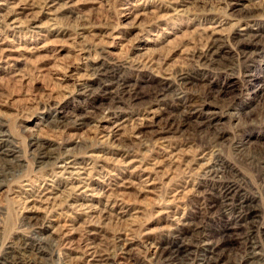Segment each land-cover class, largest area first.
Returning <instances> with one entry per match:
<instances>
[{
    "label": "rangeland",
    "instance_id": "1",
    "mask_svg": "<svg viewBox=\"0 0 264 264\" xmlns=\"http://www.w3.org/2000/svg\"><path fill=\"white\" fill-rule=\"evenodd\" d=\"M46 1L0 0V49L7 51L3 54L6 58L0 52V120L4 126L2 131L12 144L8 148L13 151V158H18L14 160L17 163L13 169L14 179L8 175L0 188V192L5 191L0 194L1 240L10 241L20 232L16 201L19 189L12 183L18 179L36 181L47 171L46 166L30 160L35 151V147L30 146V138L38 136L48 139L45 142L49 144H64L69 153L66 150L61 152L66 159L72 160L76 156V165L70 172L80 171L83 154L89 151L86 148L94 150L93 159H99L100 164L92 174L95 191H79H84L80 194L84 205L103 209L110 194L106 187H111L115 179L117 181L120 171L130 175L131 185L128 183L120 190L112 215L92 220L94 236L91 240L95 245L134 223L152 240L171 241L172 235L165 231L163 217L155 211L168 180L158 179L154 194H140L139 183L144 175L140 163L143 156L146 157L143 153L156 140L181 144L188 156L195 149L194 141L185 130L173 135L160 130L166 119L170 120L183 110L168 96L154 102L148 93L161 84L170 85V91L174 90L178 82L162 79L178 74L190 83L187 89L182 86L187 96H195L204 84L211 85L216 93L208 102L194 108L196 113L190 120L204 123L206 131L222 134L217 140V154L241 172L243 178L249 177L247 168L237 159L244 153L264 147V121L259 117L264 108V13L256 10L264 5V0H54L58 4L51 8V13L42 8ZM209 30L221 39L216 46L218 54L214 55L216 62L232 63L240 71L247 68L251 72L249 77L241 76L237 70L233 73L210 70L204 76L206 79L200 81V75L191 71L195 65L192 54L200 49L205 31ZM251 35L255 38L251 39ZM82 47L96 52L89 54L90 59L98 55L97 59L104 58L112 63L118 69L117 78L121 77L145 97L132 101L131 106L109 109L107 93L113 91L115 85L101 82L103 89L90 96L66 93L72 90L74 78L83 73L87 63L85 57L89 58L88 53L79 54ZM95 49L98 52L103 50V53L98 54ZM62 94L65 98L60 97ZM49 95L57 97L62 105L42 108L41 103ZM107 113L111 118L106 127L121 125L111 138L100 143L103 140L93 137V125L95 119ZM152 117L153 124L147 122L141 128L140 140H134L138 146L131 147L132 155L122 160L133 128L140 123L139 120ZM79 120L85 124L81 125ZM51 121L59 123V128ZM56 129L59 134L55 133ZM130 161L132 163L128 164ZM142 163L145 164V160ZM122 165H126L125 168ZM81 177L85 178L86 174L73 176V179ZM66 178L70 179L68 175L59 176L54 183L47 184L58 201L66 194ZM74 185H80V182L75 181ZM8 186L16 194L7 193ZM242 187L234 198L233 211L207 217L210 240L220 239L221 234H241L250 226L256 233L262 220L260 195ZM13 197L12 201L9 200ZM191 201L178 204L179 216L184 210L188 216L193 215ZM239 201H243L246 208L237 210ZM87 211L76 208L64 214L54 209L48 214L50 227L45 231L49 235L66 225L73 231L71 240H76L84 222H89L84 216ZM130 239L128 257L136 263L140 260L138 237L135 235ZM238 242V236H235L232 242L226 243L225 254L237 251ZM79 254L64 249L59 251V260L63 264H75ZM261 254L264 256L262 250Z\"/></svg>",
    "mask_w": 264,
    "mask_h": 264
},
{
    "label": "bare ground",
    "instance_id": "2",
    "mask_svg": "<svg viewBox=\"0 0 264 264\" xmlns=\"http://www.w3.org/2000/svg\"><path fill=\"white\" fill-rule=\"evenodd\" d=\"M57 4L54 0H47L42 8L48 9L47 11L51 13V8ZM256 10L260 14L264 13V5ZM252 13H247V15ZM209 31H205L206 35L203 36L200 49L192 54L195 65L191 71L200 75V81L206 79L204 76L210 70L232 73L237 70L241 72V76L249 77L251 72L247 68H242L240 71V68L232 63L228 65L223 60L216 62L214 55L218 54L219 48L216 46L221 39L215 37V34ZM113 33L114 31L111 32V34ZM250 38H255V36L251 35ZM95 50L97 51V49ZM0 52L5 57L3 54L7 51L0 49ZM78 52L79 54L88 53L89 58L85 57L87 63L83 73L74 78L72 90L66 93L69 95L90 96L93 92L103 89L101 82L115 85V89L107 93L110 102L109 109L111 107L131 106L132 101L145 97L142 93L139 94V92L134 91L133 87L124 82L121 77L117 78L118 69L112 63L106 62L104 58L99 57L97 59L98 55L94 59H90L89 54L95 51L82 47ZM97 53L102 54L103 50L97 51ZM93 61L95 62L93 63ZM169 78L162 80L169 82L172 79L171 82H178L177 88L170 91V85L162 86L161 84L160 87L150 91L148 95L154 102L162 101L163 96H168L177 102L179 109L183 111L170 120L166 119L160 126V130L165 131L167 135H173L184 130L189 132L190 138L194 141L192 145L195 149L191 156H188L183 151V145L181 144L159 140L152 142L150 149L146 148V152L143 153L146 155L142 159V162L145 160V164L140 163L144 175H142V180L139 183V193L146 196L154 194L156 181L158 179L168 180L163 198L158 201L155 211L157 215L163 217L164 229L166 232L171 233L172 240L166 243H162L160 240H152L134 223L135 225L125 227L111 234L103 243L95 245L91 240V236H94L92 220L103 218L105 215H112L113 209L117 206L116 199L120 194V190L131 182L130 175L127 176L125 171H120L117 175V181L115 179L114 183L110 185L111 187H106L105 190L109 191L110 194L106 197V204H104L103 209L97 206L84 205L81 202L82 197L80 194L84 191H95L92 174L95 173L98 164H100L99 159H93L94 150L86 148L89 151L83 154L84 158L81 160L83 166L79 165L80 171H74V173L70 170L76 165L74 164L77 162L76 156H73L72 160L66 159L63 152H61L66 150L64 144H49L45 142L48 139L32 136L30 146L35 147V151L31 153L30 160L35 164H39V166H46L47 171L36 181L18 179L12 183V186H16L20 190H18L19 197L16 200L18 202V209H16L20 218V232H17L16 237L10 241H7V239L3 241L0 238V264H63L62 260H59V251L64 249H72L80 253V257L76 258L75 264H264V256L261 254V250L264 252V147L254 149L253 152L244 153L245 155L237 159L249 172V177L243 178L241 172L225 163L217 154V140L222 138V134L219 135L220 133L217 131H206L203 129L204 123L200 124L190 120L196 113L194 108L208 102L210 97L216 93L212 90V86L204 84L200 86L201 90L197 91L195 96H191V94L187 96L182 86L187 89L190 83L184 80V76L178 74L171 77L170 80ZM97 80L99 81L97 82ZM95 83H97L96 87ZM60 97L65 98L64 94ZM60 97L58 95V98ZM60 105L62 104L57 97L53 98L49 95L40 106L45 108ZM259 115L260 119L264 121V108ZM110 118L111 115L107 113L95 119L93 137L103 140L100 143L111 138L115 130L121 125L117 123L113 128L106 127L105 124ZM55 121H51V123L59 128V123ZM139 121L140 123L133 128V133L129 138L127 152L121 155L122 160L128 159L132 155L133 150L131 149L138 146L135 145L134 140H140L141 128L146 126L147 122L153 124V117L150 119L143 118ZM79 122H81V125L85 124L81 120ZM3 127L0 120V188L7 181L6 177L8 175L9 178L14 179L13 169L17 164L14 160L18 159L17 157L13 158V151L8 148V145L12 144L8 141L5 132L2 131ZM55 133L59 134V129H56ZM62 145L63 147H61ZM66 153L69 152L66 150ZM7 157L11 159L9 160ZM131 163L132 161L128 162V164ZM122 166L125 168L126 165ZM99 167L104 168V166ZM101 168L100 170H103ZM106 173L111 174L108 171ZM83 174H86L85 178L73 179V176L78 177ZM65 175L70 178H66L67 183L64 186L66 194L64 198H59L58 201L53 197V191L47 184L48 182L54 183L56 178ZM75 181H79L80 185H74ZM242 186L250 188L260 195V216L262 220L256 229V233L254 234L253 227L250 226L241 234H219L220 239L210 240L207 233V217L224 215L223 213L228 210L233 211L234 198L238 191L243 188ZM10 187H7L6 192L16 194ZM80 189L84 191L79 193ZM4 192H0V194ZM15 197L9 200L12 201ZM187 200H192L193 215L188 216L184 210L182 215L179 216L178 204L185 203ZM235 204L237 205V203ZM76 208L83 211L88 210L84 213V216H87L89 220L87 223L84 222V226L76 240H71L70 236L73 231L68 230L65 227L66 225L56 228L54 233L48 235V232L45 231L50 227L48 214H51L54 209L67 214V212ZM236 208L241 210L246 206H244L243 201H239ZM237 218L239 219V216ZM135 235L138 237L139 251L137 252L140 260L132 263L128 257L127 247L131 242L130 238H134ZM235 236H238L239 240L237 251L225 254L226 248L224 245L232 242ZM72 246H75V249Z\"/></svg>",
    "mask_w": 264,
    "mask_h": 264
}]
</instances>
